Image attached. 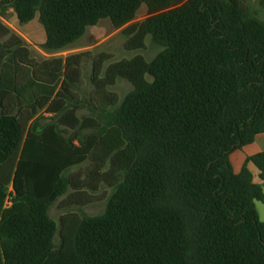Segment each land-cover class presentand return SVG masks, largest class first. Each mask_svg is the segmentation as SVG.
<instances>
[{"label": "trees", "instance_id": "16d2710c", "mask_svg": "<svg viewBox=\"0 0 264 264\" xmlns=\"http://www.w3.org/2000/svg\"><path fill=\"white\" fill-rule=\"evenodd\" d=\"M10 9L22 25L38 19L49 53L102 20L120 29L145 10L125 30L127 49L150 39L161 51L105 70L109 57L99 55L83 104L72 91L83 54L37 64L0 20V264H264V189L230 162L264 133L256 11L245 0H0L1 17ZM26 70L42 93L28 92ZM119 79L133 86L122 99L109 91ZM44 109L52 118L41 127ZM87 161L85 175L71 173ZM248 161L264 182V152ZM102 185L113 190L103 213L70 211ZM64 197L58 225L50 209Z\"/></svg>", "mask_w": 264, "mask_h": 264}, {"label": "rangeland", "instance_id": "374dc122", "mask_svg": "<svg viewBox=\"0 0 264 264\" xmlns=\"http://www.w3.org/2000/svg\"><path fill=\"white\" fill-rule=\"evenodd\" d=\"M245 1L249 5L250 9L256 11L257 15L264 20V8L259 5L258 0ZM146 17L147 14L145 10H142L137 19L132 24L120 29H116L112 25L110 20H102L97 26L89 28L84 37L77 43L71 45L64 51L57 53H49L42 48V44L45 38V31L37 18L27 24L22 25L19 23L14 11L10 9L4 17L0 16V20L3 21V23H5L7 26H9L11 30L20 31L31 39L33 43H26V45L28 46L31 54L30 58L37 64L52 61L55 59H65L75 54H83L82 62L80 65V83L77 84V87H75L72 91L75 94L76 99L85 104V101L88 100L95 91V87L92 81L93 64L95 59L98 58L99 55L105 54L109 57V61L106 63V65H104L105 70L110 63L121 61L124 59H131L136 55H142L148 61H151L161 51L159 47L151 43L150 39H148V41L146 42L145 48L141 50L127 49L126 44L128 36L126 35L125 30L133 24L142 23ZM68 84L71 85L69 81ZM132 89L133 86L131 83L126 80L119 79L116 85L111 87L109 91L116 94L120 99H122ZM78 114L81 118L90 116V112L85 107L81 108ZM29 116H31L30 112L21 113L19 115L22 121H27ZM51 118V115L42 113L41 120L39 121L40 125L51 123ZM67 132L69 137H74V132L72 130L67 129ZM89 132L91 131H81L80 134H76L75 137L81 138L83 135L88 134ZM75 144L79 146V142L77 140L75 141ZM89 169H91V161H87L82 166L74 168L71 173L76 174L80 171L83 175H85V173ZM11 190L12 187L10 186L9 191L11 192ZM112 191V188H109L106 185H102L98 193L92 194L93 199L91 203L82 206H74L70 211L77 213L78 215H99L105 211L107 199ZM65 198L66 197L62 198L50 209V215L58 223V225L60 224L64 214L67 212L66 210H64L61 204V202ZM55 245L57 248L61 245V237L59 232L57 233L55 238Z\"/></svg>", "mask_w": 264, "mask_h": 264}, {"label": "crops", "instance_id": "0c3cea01", "mask_svg": "<svg viewBox=\"0 0 264 264\" xmlns=\"http://www.w3.org/2000/svg\"><path fill=\"white\" fill-rule=\"evenodd\" d=\"M7 27L10 29L9 26H7ZM11 31H12L13 34H15L19 38L23 39L25 41V43H27V44L28 43H30V44L33 43L28 36H26L25 34L21 33L20 31H17V30H14V31L11 30ZM44 42H45V38H44L43 43ZM24 76H25V87L27 88L28 92L32 93L33 92L32 90H35L36 93H42L43 87H41L39 84L31 85V83L33 82V78H32L31 74L27 73V70H26ZM22 83H24L23 82V78H22ZM28 86H30L29 89H28ZM66 105H68V104H66ZM28 112L31 113V116H29L28 119L32 118L31 109L23 108L20 111V114L21 113H28ZM42 113H45V109L44 110H39V114L42 115ZM45 114H47V113H45ZM49 115H51V114H49ZM35 118H37V117H35ZM33 120L34 119H31L30 123L33 122ZM46 125H41V127H44ZM262 152H264V133L258 135L253 143H251L249 145H246L242 149H239V150H236L235 152H233L230 155V162L232 164L234 172L237 173V174L240 173L243 170L244 167H246L248 169V171L250 172L251 176H252L253 182L255 184L262 185L263 189H264V182L260 179L259 170L257 169V167L251 161H248L254 155L262 153ZM257 209H258V214H259L260 220L264 221V201L263 202H258Z\"/></svg>", "mask_w": 264, "mask_h": 264}]
</instances>
